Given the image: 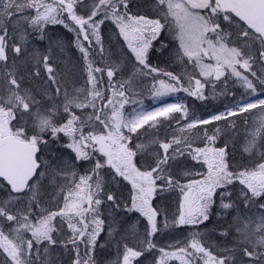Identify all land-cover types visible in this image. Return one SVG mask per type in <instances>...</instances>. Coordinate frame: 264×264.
Masks as SVG:
<instances>
[{
  "label": "snow or ice",
  "instance_id": "1",
  "mask_svg": "<svg viewBox=\"0 0 264 264\" xmlns=\"http://www.w3.org/2000/svg\"><path fill=\"white\" fill-rule=\"evenodd\" d=\"M78 4L84 8L83 14L78 13ZM132 5L133 0H92L90 5L84 0H0V187L8 193L0 199V264H50L49 248L57 244L65 250L72 245L76 254L72 264H97L95 251L105 247L99 238L106 223L108 243L114 241L117 248L113 264H142L147 256L152 257V264L170 260L180 264H264V0H153L155 18L133 12ZM106 21L115 25L131 54L127 78L118 63L100 67L93 58L97 47L101 61L108 55L101 30ZM57 24L75 33V46L84 61L87 79L75 94L58 79L50 54L38 48L29 52L32 33H37L36 41H44L46 26ZM164 32L178 42L173 55L192 65V73L181 76L150 62L154 52L169 47L159 40ZM9 53L14 54L11 64ZM18 60H31L35 72L29 75L37 78L43 66L47 82L40 99L22 86ZM257 64L259 71L255 70ZM139 77L152 78L154 101L181 91L205 100L206 86L214 91L216 82L227 85L230 77L245 91L240 100L225 106V112L181 127L180 136L133 146L145 125L155 128L161 123L158 117L179 124L173 114H188L182 100L151 111L136 107L142 105L134 99L138 93L133 85ZM231 95L235 97V92ZM126 105L133 106L130 112ZM253 109L261 113L259 125L246 131L242 147L249 156L259 150L260 159L252 166L230 162L227 142L215 146L219 128L212 135L205 132L204 147L193 148L183 135L197 124L218 121L235 130L228 117ZM156 144L159 147L151 162L138 164V154ZM189 156L206 170L182 175L174 171L176 162ZM45 181L54 189L47 200ZM111 182L127 189V195L109 189ZM175 190L180 193L179 204L169 218L166 209L154 205V197ZM217 198L220 210L215 213L214 230L220 236H231L230 242L216 245L213 251L196 232L185 246L170 245L174 251L157 245L159 217H164L165 229L212 223ZM50 204L55 205L54 210ZM121 214L126 218L138 214L123 232L113 227ZM230 214L232 220L224 227L219 221ZM140 218L142 232L137 229Z\"/></svg>",
  "mask_w": 264,
  "mask_h": 264
},
{
  "label": "rangeland",
  "instance_id": "2",
  "mask_svg": "<svg viewBox=\"0 0 264 264\" xmlns=\"http://www.w3.org/2000/svg\"><path fill=\"white\" fill-rule=\"evenodd\" d=\"M85 2H87L86 4L89 5L92 3V0H84V4ZM152 3L153 0H136L133 5L134 12L138 14L146 13L147 16L151 18H155L156 13L152 7ZM77 11L78 13L83 14L84 13L83 6L78 4ZM101 30L104 41V48L108 52V55L106 56L104 61H101V58L98 54L99 49L97 47L94 51L95 52V55L93 57L94 60L95 58H97L101 64V67H106L118 63L123 70V78H127V76L131 73V69H132V63L129 59L131 54L128 52L126 45H124L122 38H119L118 30L115 28V25L111 23V21H106L105 24L101 26ZM28 31L31 32V29H28ZM36 35L37 33H32L31 37L33 38H31L30 40L29 52H31L33 48H38L41 53L50 54L51 56L50 63L55 68L58 79L60 80L62 85L65 86V88L69 93L75 94V89L82 87L87 79L86 73L84 71V61L82 58V54L75 46V40H76L75 33L69 32L66 28H64L63 25L57 24V25L46 26L47 38L44 41H36L35 40ZM17 38H19L18 34H17ZM170 40H171L170 41L171 47L169 49V53L164 56L165 59L164 63L167 66L168 70L175 74H179L181 76H184L186 72L192 73L193 72L192 65L190 64L185 65L184 63H181L179 60H177L174 57L173 53L175 49L178 47V42L175 41L172 37ZM122 45L123 47H121ZM255 47L258 48L259 45L257 44ZM49 49H51L50 52ZM253 51H255V49H253ZM13 56H14L13 53H9L10 64L12 63ZM17 64L19 68L18 78L23 77L22 86L24 88H28L32 90L34 93L37 94V98L40 99L41 94L44 92L46 88V82H47V74L44 72L43 66L41 65V77L37 78L29 75L30 72L31 73L35 72V68L33 67V62L31 60H28L27 63H25L24 60H18ZM239 70L241 72L244 71L243 69H239ZM255 70L259 71V64L256 65ZM196 75L198 76V71L196 72ZM230 78L235 80L234 77H230ZM116 79L117 80L121 79V76L118 75ZM152 84L153 83H151L147 78L139 77L136 79L133 87L134 90L138 93V95H136L134 99H136L137 101H142V105L138 104L136 105V107L138 108L142 107V109L145 111H151L154 110L156 107H162L164 104L177 102L179 100L178 93H175L166 97H161L154 101L151 96ZM221 84L223 85V83ZM208 86H206L205 92L209 88ZM234 88L236 89V91H238V94H235V97L231 95V97L234 98L233 102H228L231 105L234 104L236 100H240L241 94L245 91L244 88L240 87L238 84H236ZM52 92L53 94L55 93L54 86L52 88ZM62 93H63V89H62ZM184 96H185L184 98L190 99L187 93H184ZM251 98L254 97H250V99ZM195 99L196 98L193 97V99L191 98L190 100H195ZM232 100L233 99H231L230 101ZM198 101L201 103L197 105L192 103L191 108L188 107L185 102H183L185 106L188 108V114L186 117L183 116L181 113L173 114L180 119L179 124L176 123V120H168L163 117H158L157 119L160 120L161 123L157 127L149 128L147 125H145V128L141 130V134L146 133L147 135L146 136L147 138L145 139L146 145L149 144V141L151 140L150 139L151 135L153 133L155 134V136H157L158 140L162 139V135L167 137L180 136L181 133L179 132V129L181 127L186 126L187 123L194 122L198 119H209L210 116L208 118L203 116L206 115L205 112H207L206 109L207 104L210 105L211 108V104H213L211 103L212 99L207 98L205 100H198ZM219 101L222 102L223 98L218 99L217 101L214 100V102H219ZM47 103L48 102L45 98V106H47ZM125 107H126V111L130 112L133 106L126 105ZM194 109L200 110V112L198 111L195 112ZM43 110L44 109L42 108L41 111ZM225 110L226 109H224L223 112H225ZM61 115H63L62 109H61ZM238 116H241L240 120L236 121L239 127L238 128L235 127V130H233L231 127H229V129L227 128V131L224 133V136H226L225 142L228 143V146L231 147L233 152H237L236 161L243 164H248V162L250 161H251L250 163L258 162L260 159L259 150L256 151L254 156H249L242 152V147L244 146L246 141V131L251 132L255 129V127L259 125L261 113L257 109H253L249 113L239 114ZM231 118H237V116H233ZM218 122L226 123L225 121H218ZM203 125L204 124H197V126L191 130L186 129L183 135L188 136L194 131H197L200 128V126ZM152 138L155 140V137L153 135ZM192 139H194V142H196V140L198 139L197 135L192 137ZM155 146L156 145H149V150L143 153V158L139 161L140 163L151 162L153 158V154L157 149V148L153 149V147ZM62 151L64 152L65 156L68 155L67 150H62ZM243 159H248V162L243 161ZM187 164L188 162H183L181 160H178L174 165V171L181 173V175L184 171H191L195 173L196 172V170L194 169L195 167L193 168L192 166H188ZM107 179L110 181L111 177H108ZM44 183L46 187L45 190L43 191H46L47 193V195L45 196V199L47 200L51 198L54 189L48 185L47 181H45ZM107 187L115 191L117 195H119L121 191H123V194L125 196L127 195V189H121L114 182L109 183ZM128 188H130V185L128 186ZM7 195H8L7 191L4 188L0 187V199H5ZM158 199H160L159 202ZM60 200L62 203V197L60 198ZM178 204H179V196L175 197L174 195L173 196L166 195L161 198L154 197V205H158L161 209H166L169 218H171L172 215L176 212L178 208ZM48 206L52 207L53 210L55 209L54 204H50ZM104 216L106 219H108L107 212L104 213ZM137 217L138 214H130V218H126L123 214H121L119 217H117L116 222L113 223V227L117 228L119 232H123L127 226V223H130L132 220H135ZM140 219H141V224L137 225V229L138 231L142 232L143 220L142 218ZM163 221H164V217H162L161 219V224H160L161 231L157 233L155 237V241L159 247H163L167 251H174L175 247H169L170 245L183 247L190 242L191 240L190 238L192 237V235L191 233L189 234L184 229H182L183 226L169 227L165 229L163 226ZM109 222L111 223L112 221L109 220ZM64 231L68 232L66 225L64 227ZM61 238L65 239L66 237H61ZM200 238L203 239L205 243L206 241L210 243L208 237L207 238L205 237L204 231L202 232ZM110 239L111 238L108 236V224L106 223L105 231L101 233V236L99 238L100 244H105V247L104 248L97 247L95 251V259L97 261V264H113V262L117 260L118 254H117L116 244L114 241L108 243ZM63 249H64L63 246L60 244H57L56 246L49 248L47 258L50 261V264H72L73 260H71L67 255H65ZM155 255L156 256L160 255L158 250L156 251ZM2 259L3 257L0 256V260ZM142 264H152V257L147 256L146 258H144L142 260ZM168 264H180V262L178 260H170L168 261Z\"/></svg>",
  "mask_w": 264,
  "mask_h": 264
},
{
  "label": "trees",
  "instance_id": "3",
  "mask_svg": "<svg viewBox=\"0 0 264 264\" xmlns=\"http://www.w3.org/2000/svg\"><path fill=\"white\" fill-rule=\"evenodd\" d=\"M135 1L136 0H133V5H134ZM86 3L87 2H85V4ZM133 5H132V11L134 12V6ZM143 15H146V13H144ZM171 37L172 36L168 35L167 32H164L162 34V36L159 38V40H163L166 43H168L169 47H168V49L164 50L162 53L161 52H154V54L151 56V61H150L152 64L157 65L161 69H164V70H167V71H169V70H168L167 66L165 65V63H164L165 62L164 56L169 53V49L171 47V42H170L171 41L170 40ZM153 44L155 45L156 48H159V42L158 41H154ZM95 61L97 63V66H100L101 67V64H100V62L98 61L97 58H95ZM158 78L159 79H167L166 77H163V76H160ZM103 79H104L105 85H106L107 84V76H106V73H105ZM147 79L151 83H153V80H152L151 77H148ZM222 80H223V78H222ZM232 80H234V79L229 78L227 85ZM216 83H217L218 87L214 91H213L212 86L209 85L208 86L209 88L205 92L206 93V97L209 98V99H212L211 103H213V104H211V103L210 104H211L212 109H215V110H217L216 107L219 106L220 104L216 105V102H214V100L217 101L218 99L224 98V96L226 94H230V93H227V91H228V89L230 87L229 88H226V85L224 83H223V85L221 84L222 82H216ZM185 84H187L186 80H185ZM207 109L210 110V105H208V104H207ZM215 110H212V111H215ZM88 111H90V109ZM209 112H211V111H209ZM217 128L221 129V134L218 135L217 142H216V145L215 146H217V147H223L225 145L226 136H224V133L225 132L222 131L221 124L206 125L204 127L199 128L197 131H194L190 135H188L187 137L189 138V140H190V142L192 144V147L193 148H195V147H204L205 146V143H206V140H205V132L207 133V135H212L214 132H216V129ZM152 135L155 137V140H158L157 136H155L154 133ZM152 135H151V138L150 139L151 140H154L152 138ZM195 135H197V138H198L196 140V142H194V139H192V137H194ZM146 136H147L146 133H144V134H141L138 137H135L133 139V141H132L133 146H135V144H137V143L146 144V142H145V139L147 138ZM172 138H173V136L167 137V136H163L162 135V139L161 140H171ZM158 147H159L158 144H156V146L153 147V149H156V148L158 149ZM227 150L229 152V157L228 158H229V161L231 162V161L234 160L233 159L234 156L231 155L233 151H232L231 147H229V146H228V149ZM143 153L138 154V156L136 157V160H137V163L138 164H140L139 161L143 158ZM179 160H181L183 162H188V164H187L188 166H192L194 164V161L191 160V157L190 156L189 157H186V158L185 157H181ZM184 182H186V181H184ZM166 195H168V196H173L174 195L175 197H178V196L180 197V193H179L178 190H175V191H167L162 196L157 195L156 197L161 198V197L166 196ZM159 200L160 199H158V202H159ZM219 210H220L219 209V200L217 198V204H216V206L213 209V217L214 218L216 217L215 213L217 211H219ZM162 217L163 216L159 217L160 221H161ZM206 225H207V223L205 225H201V226H183L182 229H184L189 234L191 233V235H192L193 233L200 232L203 228H207Z\"/></svg>",
  "mask_w": 264,
  "mask_h": 264
},
{
  "label": "flooded vegetation",
  "instance_id": "4",
  "mask_svg": "<svg viewBox=\"0 0 264 264\" xmlns=\"http://www.w3.org/2000/svg\"><path fill=\"white\" fill-rule=\"evenodd\" d=\"M70 23V22H69ZM31 38H33V37H31ZM233 81L234 80H232L228 85H226V88H229L228 89V91H227V93H230V94H226L225 96H224V98H223V101L222 102H218V104H220L219 105V111L218 112H216L217 114L218 113H220V112H223V110L225 109V105H227V106H231V104L230 103H228V102H233L234 101V98H232L231 97V93L232 92H235V94H238V91H236V89L234 88L235 87V85L236 84H234L233 83ZM241 91V90H240ZM184 93L185 92H183L182 93V91L181 92H178V96H179V100H184L183 102H185L186 104H187V106L188 107H192V103L193 104H200L201 102H199L197 99H195V100H190L191 98L193 99V97H191V96H189V98L190 99H186V98H184L185 96H184ZM206 94V93H205ZM183 96V97H182ZM231 99H233L232 101H230ZM224 102H226V103H224ZM228 104H230V105H228ZM195 106V105H194ZM223 108V109H222ZM194 111L196 112V111H198V112H200V110H196V109H194ZM213 113V112H212ZM211 113V115H213ZM205 114L207 115V118L210 116V112H205ZM240 117L241 116H237V118H228V120L229 121H233L234 123H235V125H236V128H238L239 127V125H238V123L236 122V121H238V120H240ZM235 119V120H234ZM213 124H221V128H222V131H224V132H226L227 131V128L229 129V124H227V123H223V122H215V123H211V124H209V125H213ZM236 153L237 152H232V154L231 155H233L234 156V160L233 161H231V162H234V164H240V162H238V161H236ZM236 161V162H235ZM243 161H246V162H248V159H243ZM251 162V161H250ZM250 162H248V165L249 166H252V165H254V163L255 162H253V163H250ZM192 167L196 170V172H202V171H205L206 169H204V168H202L201 167V165L199 164V163H197V162H194V164L192 165ZM195 178H199V177H195ZM237 186H239V185H237ZM236 191H237V189H236ZM235 198V197H234ZM241 210H243L242 208H241ZM216 220H217V218L215 217H213L212 216V223H207V228H203V231H204V234H205V237L207 238L208 237V240H210V243H208L207 241H206V246H208V247H210L213 251H216L217 249H216V245H218V244H223V243H226V242H230L231 241V236H229V237H223V236H220V235H218V232L216 231V230H214V226H215V224H216ZM232 220V215L230 214V215H228L227 216V218L226 219H221L220 221H219V223L221 224V225H223L224 227H227V225H228V222H230ZM63 246V245H62ZM63 250H64V253H65V255H67L71 260H74L75 259V252L74 251H71V249H72V245L71 244H68L67 245V248H68V250H65V247L63 246ZM80 249H81V253H83V249H84V245H80Z\"/></svg>",
  "mask_w": 264,
  "mask_h": 264
},
{
  "label": "water",
  "instance_id": "5",
  "mask_svg": "<svg viewBox=\"0 0 264 264\" xmlns=\"http://www.w3.org/2000/svg\"><path fill=\"white\" fill-rule=\"evenodd\" d=\"M85 43H87V42L85 41Z\"/></svg>",
  "mask_w": 264,
  "mask_h": 264
}]
</instances>
